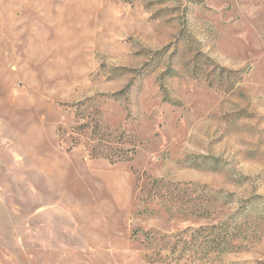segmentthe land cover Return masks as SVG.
<instances>
[{"label": "rangeland", "instance_id": "obj_1", "mask_svg": "<svg viewBox=\"0 0 264 264\" xmlns=\"http://www.w3.org/2000/svg\"><path fill=\"white\" fill-rule=\"evenodd\" d=\"M0 264H264V0H0Z\"/></svg>", "mask_w": 264, "mask_h": 264}, {"label": "trees", "instance_id": "obj_2", "mask_svg": "<svg viewBox=\"0 0 264 264\" xmlns=\"http://www.w3.org/2000/svg\"><path fill=\"white\" fill-rule=\"evenodd\" d=\"M115 157H117V159H118V157H119V160H122V157L120 156V154L118 155V154H116V156Z\"/></svg>", "mask_w": 264, "mask_h": 264}]
</instances>
